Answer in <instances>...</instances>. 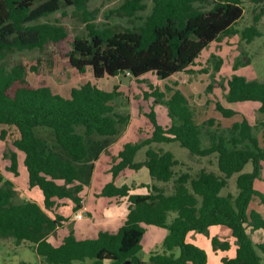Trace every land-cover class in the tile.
Segmentation results:
<instances>
[{
    "label": "trees",
    "instance_id": "trees-1",
    "mask_svg": "<svg viewBox=\"0 0 264 264\" xmlns=\"http://www.w3.org/2000/svg\"><path fill=\"white\" fill-rule=\"evenodd\" d=\"M89 1L0 0V139L24 151L29 184L38 186L45 198L44 206L26 199L15 202V184L0 170V238H12L17 245L29 243L41 257L38 264H104L107 260L111 264H145L142 240L146 226L156 225L166 228L168 234L163 251L152 252L148 264H207V251L189 241V234L226 226L236 239L237 249L234 257H223L224 264H264V240L255 242L249 232V227L264 228L262 213L250 208L255 197L264 205V193L255 188L264 162L258 126L243 115L227 129H221L218 123L212 130L216 119L210 117L199 123L197 108L176 82L145 92L147 98L154 96L168 107L170 123L160 124L152 108L147 114L152 123L149 136L125 143L113 158L109 170L112 180L97 193L128 196L125 223L117 232L100 231L96 238L79 239L71 231L58 246L48 240L66 218L60 214L53 218L47 209L56 205V199L73 202L74 210L82 206V180H90L94 159L130 119V114L117 108L116 100L123 94L119 85L107 90L96 80L121 74L140 79L152 73L166 81L183 71L197 73L192 66L213 42L239 32L247 42L262 35L258 22L264 16V0H251L263 5L253 23L242 31L236 24L244 15L243 0H152L151 12L139 17L142 22L123 29H99L96 14L88 9ZM66 5L75 6L87 29V36H76L73 42L71 64L81 73L90 68L93 74L92 79L72 87L68 97L47 85H31L28 70H37V65L7 63L12 53L43 50L50 43L64 40L68 36L66 27L42 22L41 18ZM148 6L146 0H124L114 13L132 19ZM214 60L213 72L217 73L223 59L217 56ZM250 63V59L238 60L234 69ZM222 88L226 101H257L259 111L264 112V80L233 73ZM213 89L210 82L207 90ZM216 109L224 117L238 113L219 100ZM37 127L52 128L56 142L68 155L56 152L37 134ZM173 142H179L192 156L216 154L218 171L206 167L184 170L175 153L161 147ZM144 147L145 158L137 160ZM5 156L11 158L9 168L18 174L16 152H6ZM248 162H252L253 170L242 172ZM142 166L148 167L153 180L149 193H131L127 184H117L124 171ZM235 173H240L237 194H221ZM213 244L230 248L229 240L221 241L216 236Z\"/></svg>",
    "mask_w": 264,
    "mask_h": 264
},
{
    "label": "rangeland",
    "instance_id": "rangeland-1",
    "mask_svg": "<svg viewBox=\"0 0 264 264\" xmlns=\"http://www.w3.org/2000/svg\"><path fill=\"white\" fill-rule=\"evenodd\" d=\"M123 2L124 0L89 1L88 9L96 14L97 19L95 22L97 23L99 29L109 27L121 29L132 28L136 24L142 22L141 18L145 17L151 12L153 5L152 0H146L149 5L148 8L145 11L138 12V16L136 18L130 19L129 17L119 16L114 13L116 8H118ZM262 5L263 4L255 5L251 2V0H243L244 15L237 22L236 28H238L239 31H242L245 27L251 25L253 23L254 15L256 13H260ZM75 9L76 8L73 5H66L64 8L41 18L42 22H49L66 27L68 36L64 40H61L59 43H50L43 50H25L12 53L10 58L7 60V63L10 66L17 62H22L30 67L31 65H37V70H28L27 79L31 85L50 86L55 93L66 97L70 96L72 87L82 84L85 79L93 78L90 68H88L87 72L81 73L72 66L70 61L69 56L72 51L73 42L76 36H87L86 24L81 20L80 14ZM258 28L262 32V35L256 37L251 42L244 40L241 37V32L235 35L227 36L223 38L221 42H215L203 52L202 56L198 59L195 66L193 67L197 73H180L173 78V80L175 79L178 82L187 84H190L193 81V88L191 86L188 87L192 89L195 94L192 95L190 90H188V93L195 107L197 103L200 104L199 108L196 107L197 109H207L206 112L202 111V116L204 114H206L207 118H217L220 116V113L218 110H216V101L222 99V101L227 102L224 97L226 90L222 88V84H226L227 80L232 76L233 73L243 72L242 74L247 75L249 78L264 80V16L258 22ZM217 56L223 59V65L220 71L214 73V59ZM38 59H41V62L38 63ZM248 59L251 60L249 65L240 66L236 70L234 69V64L238 60L244 62ZM204 69H208V72H201ZM187 79L190 80L185 82ZM173 80L169 79L163 81L160 80L156 75L149 73L140 79H136L130 75L121 74L117 77H104L96 81L99 87L107 90H112L115 85H119V90L122 91L123 94L116 100L117 108L122 112L130 114L129 121L120 128L122 129V132H135L137 136L136 139L143 140L149 136V133L152 129L151 120L147 116V114L151 112L152 108L157 111L158 121L161 123L168 121V107L164 103H158L156 97L154 96L147 98L145 96V92L147 91L152 93L156 85L160 86L162 89H165V84L173 83ZM210 82L214 84V89L209 92L207 90V85ZM193 99L195 100L194 102ZM252 104L259 103L257 101H245L234 104L227 102V105L232 106L233 109L249 108V110L251 109L250 111H254L253 109L256 108H251ZM254 112V116L250 114L249 116H252L254 124H257L258 126L257 137L259 139L260 146L264 147V124H261V122L264 121V112H260L258 110ZM222 117L220 125L221 129H227L231 127L234 122L240 121L242 119V116L239 114H236L233 117ZM197 120L201 121L202 117L198 116ZM139 126L143 130L140 131L138 129V132L133 130ZM36 132L37 134H40L42 137L46 138L48 144L53 147L56 152L65 154L64 156L68 155L66 154L67 152L63 150V148H61V146L56 142L52 128L37 127ZM99 139H101V137ZM207 140V137H204L205 143H207ZM2 143L7 145L5 142ZM161 146H163L166 150L173 151L177 156H179V158L184 163V165L181 166L184 169L190 165L192 166V169L204 166H207L210 169H217V157L214 155H210L209 157H191L189 150L185 147H182L179 142L163 143ZM10 151L11 150L9 149H5V158H8L5 156V153ZM19 151L25 155L24 151ZM143 153H145V149L141 150L140 156H143ZM113 154L114 148L110 147L108 152H105L104 155L100 154L98 158L94 159V169L90 180L88 181L86 178L82 180V184L84 185L82 192L84 198H86V195L91 187L96 190V188L104 186L106 183L111 181L112 175L111 172H109V166L107 162L112 160ZM187 155L192 159H190ZM9 159L10 162H12L11 158ZM262 167L261 175L255 181V188L264 193V162ZM252 170L253 164L252 162H248L242 172H250ZM133 172V170H128L127 173L128 175H132ZM239 174L240 173H235L232 175V177L229 179L228 185L222 189L221 194H237V178ZM118 181L121 183V179H118ZM23 184L24 183L22 182L21 185ZM23 199L24 197L22 194L18 193L15 196L14 201L21 202ZM91 201L96 203V200L93 198ZM250 208L258 210L264 217V205L260 203L258 197L253 199ZM62 210L67 213V206L63 207ZM154 228L157 229L158 227L154 226ZM221 228L230 231V229L226 226H212L210 233L191 232L190 236L188 237L189 241L201 246L207 251L209 258L207 264H224L223 257L225 255H232L228 253L230 251L229 248L225 249L220 246H214L213 244V238L218 236L217 229ZM249 230H251L250 227ZM142 245L141 257L144 260H149V236H146L145 240L142 242ZM161 248L163 250V244L159 245V249ZM175 254H180L179 248L175 249ZM23 261L30 264L40 263L38 255L30 248L29 243L16 246L14 239L0 238V264H22Z\"/></svg>",
    "mask_w": 264,
    "mask_h": 264
},
{
    "label": "crops",
    "instance_id": "crops-1",
    "mask_svg": "<svg viewBox=\"0 0 264 264\" xmlns=\"http://www.w3.org/2000/svg\"><path fill=\"white\" fill-rule=\"evenodd\" d=\"M215 42H221V41H215ZM215 42H213L212 44H214ZM196 61H198V59ZM194 66H192V67H194ZM180 73H188V72L183 71ZM180 73L173 75L170 78V80H173V78ZM236 73L242 74L243 72H236ZM188 80H190V79H187L185 82H187ZM173 82L178 83L177 86L181 87L186 93H188V90H190V93L192 95L195 94L194 91H192V89L189 88L190 86L192 87L193 81L190 84H187V83L178 82L177 80L174 79ZM194 101L195 100L193 99V102ZM219 101H221L226 107L232 108V106L227 105L228 101L224 102V101H222V99H220ZM234 103H238V102H234ZM234 103L232 102L231 104H234ZM199 105L200 104L197 103L196 107L199 108ZM251 106H252L251 108H253V107L256 108V109H253L254 111H256V110L259 111L260 103L259 104H252ZM236 110L238 111L237 114L241 115L242 117H243V115H245L246 117H248L250 119V121H252L254 123L252 116L251 117L249 116V114L254 116V113H255L254 111H250L251 109L249 110V108L248 109H236ZM154 111L156 112V116H157V120H158L157 111L155 109H154ZM196 111H197V117L198 116L202 117L201 121L197 120L199 123L206 121L210 118V117L207 118L206 114H204L202 116V111L206 112L207 109H196ZM218 112H219V110H218ZM222 116L223 115L220 113L219 117H217V118L213 117L216 119V121H215V124L211 127L212 130H214V128L216 129L218 123H220V125H221V117ZM158 122L160 124L166 126V125H169L170 118L168 116V121L165 123H161L160 121H158ZM132 128H133V126H132ZM138 129L140 131L143 130L140 126L137 128H134L133 130L138 132ZM151 131H152V129H151ZM136 138H137V136H136L135 132L126 133L125 131L122 132V129H120L119 134L116 137H114V139L111 140V143L102 150L101 155H104L105 152H108L110 147H113L114 148V154L112 157L115 158L116 155L118 154V152L124 147L125 143L135 142L137 140ZM101 139H103V138H101ZM2 142H5V141L0 139V170H1L3 177L5 179H9V180L14 182L17 193H21L22 196L24 197V199L36 201L39 204H41L42 206H44V199L45 198H44L43 191L40 188H38V186L31 187L29 184L28 170H27V167L25 165V155L23 153H20V151L17 148H15L14 146H12L10 144L4 145ZM161 147H163V146H161ZM5 149H9L11 151L13 150L14 152H16L17 160H18V174H16L15 172H13L9 168L11 166V164H10L11 162H10L9 157L8 158L4 157ZM143 149H145V151H146L147 147H144ZM141 150L138 153L137 160H143L145 158V153H143V156H140ZM212 155L217 157L216 154H211V156ZM190 156L193 157L192 155H190ZM209 156L210 155L203 156V157H209ZM177 157L179 158V156H177ZM191 157H189V158L192 159ZM197 157H199V156H197ZM113 158H112V160L107 162V164L109 166V170L112 166V161H114ZM182 165H184V163L181 160V166ZM204 167L210 169L207 166H204ZM181 168H183V167H181ZM200 168H202V167H200ZM200 168L192 169V166L190 165L187 168H185V169L183 168V169L184 170H187V169L188 170H197ZM212 170L218 171V163H217V169L214 168ZM133 171L134 172L132 175H128V173H127L128 171H124L121 174V176L118 177V179H121V183H119V181L117 179V184L118 185L127 184L131 188V190H130L131 193H137V194L149 193L151 190V187L153 185V180H152V177L150 175L148 167L142 166L139 170H136V171L133 170ZM111 175H112V173H111ZM112 178H111V180H112ZM22 182L24 183L23 185H21ZM159 184L162 185V183H159ZM103 187L104 186L98 187V188H96V190L93 187H91L89 192L86 195V198L83 197L82 206L79 209L74 210L75 204L69 200H66V199H56V205H54V207H52L50 209H47V212L53 218H55L58 214L63 215L66 218V220L62 221V223L59 225L57 230L48 236V240L53 245H56V246L60 245L63 242L64 237H66L68 234H70L71 231L74 232V234L77 236V238L85 239V238H96V237H98L100 231L117 232L119 230V228L125 223V220L127 218V214L129 212L130 201L128 199V196H121V197L97 196V193H100ZM82 196H83V193H82ZM92 198L94 200H96V203L91 201ZM65 206H67V210H68L67 213H65L64 210H62L63 207H65ZM79 211L83 212V214H84L83 217L80 219L76 217V214ZM154 226L156 227V225H147L146 226L147 230H146L145 236L142 240V242H143L145 240L146 236H149V240H150V245L148 247V251H149L148 253L149 254H151L152 252L162 250V248L159 249V245L163 244L164 238L168 234V230L166 228H164V227L161 228L160 226H157L158 228L156 229V228H154ZM211 227L209 228V231H208L209 233L212 230ZM263 230H264V228L249 230V232H250V234H251V236L255 242H260V241L264 240V231ZM217 235L218 236H216V237H218L221 241H225L222 239H226V240L230 241V248H229L230 251L228 253H230L232 255H228V256L225 255L224 257H226V256L227 257H234L236 255L237 243H236V239L232 236L231 230L228 231L227 229H224V228L217 229ZM223 235H225V236H223ZM189 236H190V234H189ZM224 237H226V238H224ZM22 244H26V243H22ZM22 244H20V245H22ZM16 246H17V244H16ZM29 246H30V244H29ZM38 258L41 262V257L38 256ZM144 261H145V264H148V260H144ZM89 262H90V260H89ZM104 264H111V261L107 260V261H105ZM123 264H130V263L125 262Z\"/></svg>",
    "mask_w": 264,
    "mask_h": 264
},
{
    "label": "built area",
    "instance_id": "built-area-1",
    "mask_svg": "<svg viewBox=\"0 0 264 264\" xmlns=\"http://www.w3.org/2000/svg\"><path fill=\"white\" fill-rule=\"evenodd\" d=\"M83 215H84L83 212L79 211V212L76 214V217L80 219V218L83 217Z\"/></svg>",
    "mask_w": 264,
    "mask_h": 264
}]
</instances>
